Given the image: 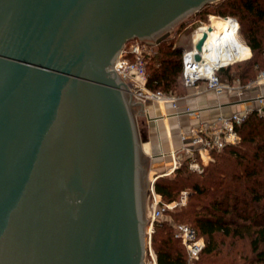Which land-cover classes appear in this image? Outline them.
Masks as SVG:
<instances>
[{
  "label": "water",
  "instance_id": "1",
  "mask_svg": "<svg viewBox=\"0 0 264 264\" xmlns=\"http://www.w3.org/2000/svg\"><path fill=\"white\" fill-rule=\"evenodd\" d=\"M214 1L0 0V264H144L143 102L112 63Z\"/></svg>",
  "mask_w": 264,
  "mask_h": 264
},
{
  "label": "trees",
  "instance_id": "2",
  "mask_svg": "<svg viewBox=\"0 0 264 264\" xmlns=\"http://www.w3.org/2000/svg\"><path fill=\"white\" fill-rule=\"evenodd\" d=\"M263 3L264 0H216L205 4L195 14H202L206 18L210 11L205 8L214 5L216 8L213 12L236 16L241 34L243 26H247L245 41L251 50L264 53ZM235 6L241 9L224 8ZM169 35L156 42L159 54L155 56L156 62L150 64L147 80V86L154 89H169L177 80L183 83L180 46L172 41L164 43ZM248 53L246 46L244 50L230 55L226 61L239 59ZM247 62V68L259 64L252 58ZM148 67L149 60L146 57V69ZM228 68H231V64L218 70L221 79ZM238 131L240 140L213 150V160L202 171H191L187 163L183 162L175 169L173 177L157 176L153 184L166 201L174 200L178 189L187 185L192 189V197L207 196L201 204L193 203L189 210L193 215V227L205 239V245L199 253L202 264H214L217 260L212 256L221 251L218 241L220 233L247 235L251 249V255L246 256L243 262L238 263L234 258L232 262L225 260L223 264H264V118L252 112L238 126ZM194 175L196 177L192 179ZM179 215L186 216L183 212H179ZM154 223L157 229L151 236V243L157 264H185L186 250L180 246V240L174 236L170 225L163 221Z\"/></svg>",
  "mask_w": 264,
  "mask_h": 264
},
{
  "label": "built area",
  "instance_id": "3",
  "mask_svg": "<svg viewBox=\"0 0 264 264\" xmlns=\"http://www.w3.org/2000/svg\"><path fill=\"white\" fill-rule=\"evenodd\" d=\"M212 16L224 18L227 22L226 25H228V31L231 29L233 30L228 33V37H226L223 42H220V45H223L224 43L231 45L233 42L235 43L238 38L239 42L249 48V53L239 59L214 63L213 65L206 67L203 65L206 63L204 53L202 50H197L195 46L197 41L193 39L192 33L191 46L182 50L181 60L184 84L194 86L199 81H204L205 86L208 89L214 90L216 93L231 90L239 96L244 87L250 86L253 83H264L263 69L254 81H249L245 84H241L240 82L237 84H228L221 80L217 73L218 70L236 61L248 58L251 54V48L241 39L240 23L234 15L209 14V21H201L195 29L203 27V24L209 26L212 23ZM222 34H224V32ZM241 43L236 44L242 46ZM147 44H149L148 41L138 38L125 42L119 49L117 57L113 60V69L120 75L133 96L140 99L143 102V105L150 102L158 104L161 107V113L154 116V120H157L158 118H167L169 113L165 111L164 108V105L167 102L174 108V114L184 112L199 117L200 113L197 108H193L189 105H186L182 109L178 107V100L180 97L167 95L161 89L147 87ZM196 53H200L201 56L198 60L195 59ZM202 66H204L205 69H202ZM252 112H256L259 116L264 118V92L258 93L254 97L248 99L246 105L241 109L235 110L229 114L220 113L212 120H200L196 125L191 126L189 129L180 131L181 144L179 148L172 146L168 153L173 158L171 169L176 168L180 164V157L178 156V151H180L190 160V167L199 171L202 170L203 163L213 160V150L220 149L226 144H233L239 141L240 133L238 131V126ZM159 154L164 156L165 152H160ZM151 190L153 194V202L151 225L149 224L148 230L149 234H151L152 231L153 221L161 218L166 208L175 205L174 201L160 205V198L158 197L160 194L154 191L153 186L151 187ZM173 234L185 247L187 254L185 264H194V259L198 257L205 244L203 236L198 235L193 226L182 222H176L173 224ZM144 264H157L156 254L150 244L148 249L145 250Z\"/></svg>",
  "mask_w": 264,
  "mask_h": 264
},
{
  "label": "rangeland",
  "instance_id": "4",
  "mask_svg": "<svg viewBox=\"0 0 264 264\" xmlns=\"http://www.w3.org/2000/svg\"><path fill=\"white\" fill-rule=\"evenodd\" d=\"M214 3V2H213ZM238 3V2H237ZM236 3V4H237ZM264 4V3H263ZM238 5V4H237ZM214 6V5H213ZM209 6L206 9V11H210L206 18H203L202 14H195V12L190 13L189 15L185 16L183 19L175 23L171 28L169 29V36L165 40L164 43H167L169 41H172L175 43V45L180 46V51L182 53V50L184 48H188L191 46L192 43V33L194 29L197 27L198 24H200L201 21H209V14H215V15H221L217 12H213L212 10L215 9L216 7L214 6ZM226 9H241L240 7H224ZM212 11V12H211ZM237 12V11H235ZM238 13V12H237ZM237 15V14H236ZM212 17H218V16H212ZM183 22V25H180V22ZM178 30L176 31V29ZM245 30H247V26H243V33L241 34V39L245 41ZM147 41V40H146ZM230 47H227L225 50L229 49ZM159 54V45L158 43L152 41L147 44V59L149 60V67L147 69V73L149 74L151 71L150 64L151 62L154 61L156 62L157 56ZM154 56V58H153ZM182 57V56H181ZM257 60L259 62L258 66L257 65H251L249 68L248 67V60ZM256 62V63H257ZM264 70V53H255L251 50V54L248 58L239 60L231 64V68H228L226 72L223 73L222 79L225 83L228 84H237L240 82L241 84H245L247 82H252L256 79L258 74L260 73L261 70ZM247 77V79H246ZM183 80V76H182ZM202 85H205L204 81H199ZM184 83V81H183ZM181 83L180 80H177V82L172 85L169 89H163L160 88L162 91H164L167 95H173V96H178V97H183L190 91V87L188 85H185ZM149 87V86H147ZM151 88V87H149ZM179 98V99H180ZM150 102H147L149 104ZM135 116V122H136V128H137V133H138V138H139V143H140V148L141 151L145 155H149V164H148V169H147V179H148V186L146 187L145 190V199H144V212H145V218L147 219L146 223H144V230H143V249H144V257H145V250L148 249L149 244L152 246L151 243V236L153 233H155V230L157 229V226H155V223L153 221L152 223V231L151 234L148 233L149 230V224L151 223V212H152V202H153V194L151 187L154 184L155 178L157 176H165V177H173L175 173V169L180 166L183 162L187 163L188 168L191 171L195 172H200L203 170L204 166L207 165V163H203V168L202 170H196L190 167V160L185 157V154L181 153L178 151V156L180 157V164L174 168L171 169V166L173 164V158L171 157L169 153V149L166 150H161L160 152H164L167 154L168 158H165L164 156L160 155L159 153L157 155H154L152 148L153 145L158 143V140H156L157 136L155 132L152 134L150 138V134L148 132L147 126H145L144 121H143V115H140L138 113L134 114ZM165 119V118H164ZM241 138V135H240ZM240 140V139H239ZM147 146V148H146ZM180 144L177 146H174L175 148H179ZM167 151V153H166ZM164 157V158H163ZM214 157V156H213ZM212 161V160H211ZM196 175L193 176L192 179H194ZM196 179V178H195ZM181 186V185H180ZM154 191L158 193L155 189ZM192 191L191 187L183 186L181 189H178V191L175 193V199L172 200L174 201L175 205L169 208H166L164 214L162 215L161 218H159L156 221H163L166 222L167 224L170 225V227L173 229V224L176 222H182V223H187L191 226L194 225L192 219L193 215L189 210L192 209V204H201L204 201V198L207 196L199 195L196 198L192 197L190 192ZM186 192V193H185ZM159 199V204L163 205V203L170 202L166 201L164 197L160 194L158 196ZM179 212H183L186 214V216L179 215ZM151 225V224H150ZM201 236V235H200ZM149 241V243H148ZM218 241L221 247V251L219 254L212 256L215 258V263L214 264H223L224 261L226 260L227 262H232V260H235L240 263L243 262V259L247 256L251 255V249H250V244H249V238L247 235H224L222 233L218 234ZM205 243V239H204ZM180 246L182 248H185L182 242H179ZM205 245V244H204ZM154 250V248H153ZM184 250V249H183ZM200 263H197V262ZM203 263V261H202ZM201 263V257L198 255L197 258L194 259V264H202Z\"/></svg>",
  "mask_w": 264,
  "mask_h": 264
},
{
  "label": "crops",
  "instance_id": "5",
  "mask_svg": "<svg viewBox=\"0 0 264 264\" xmlns=\"http://www.w3.org/2000/svg\"><path fill=\"white\" fill-rule=\"evenodd\" d=\"M189 89V93L178 100V107L182 109L186 105H189L197 108L200 113L199 117L184 112L174 114V108L167 102L164 105L165 111L169 113L167 118L154 120L153 117L161 113V107L153 103H145L143 105L144 114L140 115L144 116L143 121L148 128L150 138L155 132L157 136L156 140H158V143L153 145L152 148L154 155H157L161 150L163 151L181 144L180 131L189 129L200 120H212L220 113L229 114L243 108L248 99L258 93L264 92V83H253L250 86L244 87L239 96L231 90L216 93L200 82L191 86ZM164 157L168 158L167 154H164Z\"/></svg>",
  "mask_w": 264,
  "mask_h": 264
},
{
  "label": "bare ground",
  "instance_id": "6",
  "mask_svg": "<svg viewBox=\"0 0 264 264\" xmlns=\"http://www.w3.org/2000/svg\"><path fill=\"white\" fill-rule=\"evenodd\" d=\"M211 22L212 23L209 26L203 24V27L197 28L193 32V39H195V41L201 39L204 36V33H206L201 49L204 53V58H206V63L203 64L206 67H209L214 63L225 62L230 55L246 48V45L239 42L238 38L236 39L237 42L235 41V43L233 42L231 45L228 43L220 45V42H223L224 39L228 37V33L233 30L231 29L228 31V25H226L227 22L222 17H212ZM223 32L224 34H222ZM236 43H241L242 46H239ZM228 46L230 48L225 50ZM202 69H205V67L202 66Z\"/></svg>",
  "mask_w": 264,
  "mask_h": 264
}]
</instances>
